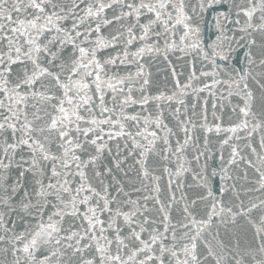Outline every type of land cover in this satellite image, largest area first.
<instances>
[{"label":"snow or ice","instance_id":"snow-or-ice-1","mask_svg":"<svg viewBox=\"0 0 264 264\" xmlns=\"http://www.w3.org/2000/svg\"><path fill=\"white\" fill-rule=\"evenodd\" d=\"M0 264H264V0H0Z\"/></svg>","mask_w":264,"mask_h":264}]
</instances>
